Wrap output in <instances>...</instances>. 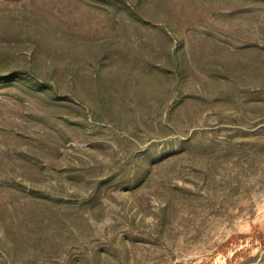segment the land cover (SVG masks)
Listing matches in <instances>:
<instances>
[{
  "label": "rangeland",
  "instance_id": "1",
  "mask_svg": "<svg viewBox=\"0 0 264 264\" xmlns=\"http://www.w3.org/2000/svg\"><path fill=\"white\" fill-rule=\"evenodd\" d=\"M0 264H264V0H0Z\"/></svg>",
  "mask_w": 264,
  "mask_h": 264
}]
</instances>
